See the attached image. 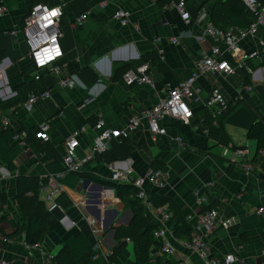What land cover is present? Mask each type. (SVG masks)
<instances>
[{"label": "crops", "instance_id": "0c3cea01", "mask_svg": "<svg viewBox=\"0 0 264 264\" xmlns=\"http://www.w3.org/2000/svg\"><path fill=\"white\" fill-rule=\"evenodd\" d=\"M102 1L0 0V5L6 7V11L0 13V37L6 51L0 67L6 69L10 85L16 91L10 97L0 98V136L3 133L8 136L0 148V194L6 196V202L0 203V258L7 259L10 264H50L65 237L81 232L94 243L89 264H136L131 242L109 258L117 245L116 228L130 223L132 211L125 208L115 188L75 174L92 171L105 180L115 181L108 163L89 161L82 170L69 172L63 161V141L77 127L86 126L78 149L83 156L96 136L92 122L103 118L109 127H124L134 113L151 107L170 86L190 76L200 49L209 48L211 40L204 36L203 25L195 21L202 0H185L192 20L189 24L173 6L179 0L166 3L161 0H106L105 7ZM35 2L63 7L64 56L58 61L59 75L43 69L40 80L26 81L35 69L23 35L13 31L22 24ZM119 8L130 12V23L123 24L113 17ZM85 13L88 18L84 24L74 26V21ZM173 37L180 39L173 43ZM263 44L264 30H260L241 39L239 46L241 51L247 52L262 50ZM224 57L236 62L240 56L225 49ZM245 62L253 73L249 74L247 68L238 65L234 74L201 75L195 82L201 89V101L191 103L194 116L189 123L165 118V136L152 135L143 123L128 138L132 151L127 158L115 162L122 170L132 169V176L137 177L152 167L154 160L161 161L167 174L165 185L157 188L149 185L148 189L173 197L193 224L196 215L210 206L218 209L222 220L234 217L236 221L232 226L227 228L219 224L209 234L212 250L221 255L238 254L241 261L231 264H262L264 214L256 210L264 206V157L258 155L257 142L248 138L247 131L256 119L264 120V52ZM144 63H150L153 84L127 85L123 79L125 68ZM84 68L92 70L84 71ZM71 75L78 79L76 87L59 85L61 77ZM94 75L97 76L95 81ZM248 76L251 83L245 82ZM247 85H252L253 90L249 91ZM215 88L220 90L229 107H233L223 124L217 120L204 121L206 110H212L208 101ZM20 90L26 94H18ZM45 90H50V96L39 99L32 111L24 109V101L16 102L29 92ZM4 117L9 118L8 124L3 122ZM42 122L49 124L48 142L38 135L34 138L28 134V145L24 147L13 139L14 133L22 129L30 134L39 131ZM178 134L183 138V145L173 139ZM43 143L44 148L41 147ZM236 147L249 150L254 166L250 172L224 155L225 148ZM18 175L38 176L44 185L38 197L45 203L46 219L52 225L38 245L28 244L23 234L8 238L27 220L17 199ZM56 187L60 189L57 197L64 193L70 204L63 206V210L50 211L53 200L48 195ZM149 215L151 218H148L159 226L158 216L153 212ZM90 219H95V223ZM5 237L8 240H4ZM171 240L174 254L165 255L153 247L155 258L147 264L159 261L167 264L169 260L207 264L185 241L173 235Z\"/></svg>", "mask_w": 264, "mask_h": 264}, {"label": "built area", "instance_id": "2783aa9c", "mask_svg": "<svg viewBox=\"0 0 264 264\" xmlns=\"http://www.w3.org/2000/svg\"><path fill=\"white\" fill-rule=\"evenodd\" d=\"M243 2L245 6L255 14V22L246 29H237L233 27L228 31H224L214 25L210 19V7L201 6L198 15L195 17V21L203 25L204 36L211 40V45L209 48L200 49L190 76L184 81L170 86L159 101L151 107H146L134 113L122 128L116 129L109 127L103 118L97 119L95 123L91 124L96 131V136L92 139L91 146L83 156L79 154L78 149L80 147V136L86 131L87 127H77L63 141V161L66 170L69 172L82 170L84 164L89 161H94L98 153L107 151L111 147L113 139L130 138L143 123H145L149 132L154 136H165L167 134V128L163 122L165 118H173L183 124H188L194 116L191 103L201 101V89L195 85V82L201 75L210 73L234 74L236 73L238 65L247 68L248 72L253 73L254 70L248 67L245 61L246 59L258 57L261 51L264 52V44L262 45V50L256 49L244 52L241 51L239 43L240 40L247 35L256 34L260 30H264V5L260 0H243ZM101 4L105 7L108 1L103 0ZM173 6L177 9L186 23L189 24L192 22L186 10L185 0H179L177 3L174 2ZM5 11L6 7L0 5V13H4ZM63 16L64 10L62 6L36 3L33 4L26 13L22 24L13 31L14 34L21 33L23 35L24 41L29 48V58L35 69L31 77L26 78V81L40 80L41 71L43 69H49L52 74L59 75L61 73V66L58 64V61L64 56V49L62 46L64 31L61 26ZM113 17L123 24L131 22L130 12L123 8L115 10ZM87 18L88 13L81 15L74 21V26L84 24ZM179 39L180 37H173L171 41L177 43ZM225 49L240 56L236 58V62H231L224 57ZM159 51L160 53L162 52L161 50ZM240 53L242 55H240ZM149 67L150 63H144L128 69L123 75L125 83L129 86L135 84H153L154 81ZM0 70V98L5 99L16 94V91H11L12 87L6 69L0 67ZM78 83V79L75 75L61 77L59 79V85L62 87L74 88ZM8 87L10 88L11 95L4 97L5 95H2L1 91L3 88L7 90ZM246 87L249 91L253 90L252 85H247ZM49 96L50 90L39 93L29 92L27 94V99L23 102V107L28 111H32L39 99H45ZM208 106L211 109L216 108V110H214L215 114L229 109L228 101L224 99L218 88L212 91ZM3 122L5 124L9 123L8 119L5 117L3 118ZM48 130L49 124L47 122H42L39 125L38 136L45 141L50 140ZM28 134L27 130L22 129L14 133L13 139L26 147L28 145ZM173 139L180 145L184 144L183 138L179 134L175 135ZM224 155L229 157L233 162L243 165L247 172H250L254 168L247 148H225ZM259 156L260 158L264 157V150L260 151ZM108 167L112 172L113 180L131 182L139 188L136 197L143 199L147 211L155 213L160 220L158 228L151 233L152 238L162 243V253L165 255L174 254L175 246L171 240L172 232L169 226L170 210L167 206L154 208L152 203L148 200L146 192L149 185L156 188L165 185L167 178L165 169L150 167L143 175L133 177L132 169L122 170L118 168V162L114 161L108 163ZM41 188H44L43 183L41 184ZM59 190L60 189L56 187L48 195V197L53 200L50 211L55 209L63 210V206L56 201ZM256 213L261 215L264 214V206H260L256 210ZM190 219H192V216H190ZM235 221L236 219L234 217L232 219L222 220L217 208H210L204 212H200L196 215L193 224L194 230L192 232V240L186 242V245L190 246L204 257L207 264H231L240 262L241 258L238 254L221 255L219 253H214L208 240L209 234L215 230L217 225L221 224L228 228L232 226ZM90 222L95 223V219H90ZM4 240H8V238L5 237ZM34 245H38V243ZM96 258L97 255H94L93 259ZM0 264H10V262L7 259L0 258ZM180 264L186 263L181 262ZM262 264H264V260Z\"/></svg>", "mask_w": 264, "mask_h": 264}, {"label": "trees", "instance_id": "16d2710c", "mask_svg": "<svg viewBox=\"0 0 264 264\" xmlns=\"http://www.w3.org/2000/svg\"><path fill=\"white\" fill-rule=\"evenodd\" d=\"M264 5V0H260ZM161 3L168 2L167 0H161ZM38 2H35L36 4ZM202 6H210V19L214 25L224 31H228L231 28L246 29L255 22V14L249 10L243 0H202ZM1 35V34H0ZM5 49L1 43L0 37V65L5 56ZM132 67L125 68L124 73ZM85 70H92L91 68H84ZM249 73V72H248ZM250 74V73H249ZM248 74V75H249ZM97 79V76H93V81ZM250 76L245 80L246 83H251ZM24 86V84H23ZM24 90H20L18 94H24ZM26 94V93H25ZM27 99V96H21L17 98L16 102H23ZM5 103V102H2ZM233 107H229L227 111H221L214 113V109L206 110L204 121L206 123H212L213 120H217L220 124H223L224 119L231 113ZM92 123H95L92 122ZM38 135V130L29 132L30 137ZM249 139H253L257 142L258 153L264 150V120L256 119L247 131ZM41 138L40 136H38ZM42 139V138H41ZM8 140L7 134L3 133L0 136V148L5 145ZM43 140V139H42ZM44 142H48L49 140ZM42 148L45 147L43 143ZM243 148V147H242ZM132 151L127 138L113 139L111 147L96 155V161H102L105 163H111L127 158ZM259 155V154H258ZM257 158V157H256ZM255 160V159H254ZM164 164L159 160H154L152 163L153 168H163ZM79 178L89 179L91 181L110 186L115 188L118 198L124 203L125 208L132 211V219L128 225H122L116 228L117 245L110 252L109 258L116 256L122 248H124L128 242L133 244L134 253L136 256V264H147L155 257L152 253V248L162 250V243L154 240L151 236L152 231L158 228V225L153 223L147 216V208L143 199L137 198L136 194L139 192V188L131 182H118L105 180L92 171H81L75 173ZM41 180L38 176L18 175L17 176V199L20 209L26 220L24 223H20L18 228L8 236L12 238L23 234L28 244H35L40 241L42 236L49 231L52 224H49L46 219V206L45 203L39 199L38 194L41 187ZM147 198L152 203L154 208L168 206L170 210L169 226L172 231V235L185 242L192 240L193 223L190 222L179 203L171 196L166 195L157 190L148 189ZM56 201L62 206L67 207L70 203L67 196L61 193ZM6 202L5 194H0V203ZM212 206L209 207V209ZM1 230V226H0ZM94 252V243L90 237L84 233L69 234L65 237L58 252L50 260V264H89L90 258ZM159 261L158 258H156ZM181 262L169 260L167 264H180ZM158 264H161L159 261Z\"/></svg>", "mask_w": 264, "mask_h": 264}, {"label": "bare ground", "instance_id": "6f19581e", "mask_svg": "<svg viewBox=\"0 0 264 264\" xmlns=\"http://www.w3.org/2000/svg\"><path fill=\"white\" fill-rule=\"evenodd\" d=\"M1 65H2V64H1ZM0 72H1V70H0ZM11 91H13L12 88H11ZM1 94H2V95H5L4 97H6L7 95H8V96L11 95L10 88L8 87L7 90H5V89L3 88L2 91H1ZM5 118H7V119H8V122H9V118H8V117H5Z\"/></svg>", "mask_w": 264, "mask_h": 264}, {"label": "rangeland", "instance_id": "374dc122", "mask_svg": "<svg viewBox=\"0 0 264 264\" xmlns=\"http://www.w3.org/2000/svg\"><path fill=\"white\" fill-rule=\"evenodd\" d=\"M147 212H148L147 216L151 218V215H149L150 214V211H147Z\"/></svg>", "mask_w": 264, "mask_h": 264}]
</instances>
